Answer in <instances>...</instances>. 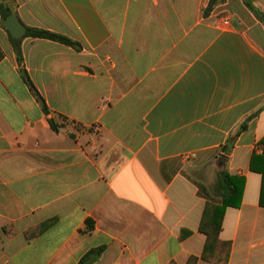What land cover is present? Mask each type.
Returning <instances> with one entry per match:
<instances>
[{"label":"crops","instance_id":"0c3cea01","mask_svg":"<svg viewBox=\"0 0 264 264\" xmlns=\"http://www.w3.org/2000/svg\"><path fill=\"white\" fill-rule=\"evenodd\" d=\"M1 1L0 264H215L227 174V264H264V0Z\"/></svg>","mask_w":264,"mask_h":264},{"label":"trees","instance_id":"16d2710c","mask_svg":"<svg viewBox=\"0 0 264 264\" xmlns=\"http://www.w3.org/2000/svg\"><path fill=\"white\" fill-rule=\"evenodd\" d=\"M216 2V1H215ZM214 3V2H213ZM250 8V4H248ZM259 18L264 21V15L258 11H255ZM0 15L4 20L9 18L12 15V11L10 8L5 6L3 2L0 0ZM27 36L33 38H42V39H49L55 42H59L68 46L75 47L76 44L71 40L56 34H52L47 31L43 30H35V29H28ZM51 127L53 131H59V125H57L54 119L50 121ZM79 129H82L81 126H77ZM244 189V180L230 176L229 174L225 176H221V181L219 185V193L223 199V203L216 204V203H208L205 211L203 220L201 223V231L207 236V244L205 247V251L203 254V258L207 261H210L215 264H227L231 252V243L223 242L220 239L223 219L225 216L226 209L228 207H236L241 204L242 195ZM54 221H49L40 227H38L35 231L27 234V237L30 238L31 236L41 234L49 227L53 225ZM89 228H92L89 225ZM103 249L93 250L89 252L79 264H92L100 257L102 254ZM198 258L194 257L191 258L189 264H196Z\"/></svg>","mask_w":264,"mask_h":264},{"label":"water","instance_id":"95a60500","mask_svg":"<svg viewBox=\"0 0 264 264\" xmlns=\"http://www.w3.org/2000/svg\"><path fill=\"white\" fill-rule=\"evenodd\" d=\"M4 26L11 32L14 39H21L27 31L16 14H12L7 18Z\"/></svg>","mask_w":264,"mask_h":264},{"label":"built area","instance_id":"2783aa9c","mask_svg":"<svg viewBox=\"0 0 264 264\" xmlns=\"http://www.w3.org/2000/svg\"><path fill=\"white\" fill-rule=\"evenodd\" d=\"M258 150H259V152H261L262 154H264V148L263 147H259Z\"/></svg>","mask_w":264,"mask_h":264}]
</instances>
